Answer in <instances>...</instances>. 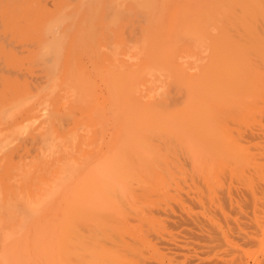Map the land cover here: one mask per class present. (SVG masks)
<instances>
[{
  "label": "bare ground",
  "instance_id": "1",
  "mask_svg": "<svg viewBox=\"0 0 264 264\" xmlns=\"http://www.w3.org/2000/svg\"><path fill=\"white\" fill-rule=\"evenodd\" d=\"M47 1L0 8L1 264H166V205L170 264H264V0Z\"/></svg>",
  "mask_w": 264,
  "mask_h": 264
},
{
  "label": "rangeland",
  "instance_id": "2",
  "mask_svg": "<svg viewBox=\"0 0 264 264\" xmlns=\"http://www.w3.org/2000/svg\"><path fill=\"white\" fill-rule=\"evenodd\" d=\"M4 1H5V0H4ZM4 1L2 0V3H3ZM15 1H16V0L11 1V5L9 4V5H10V6H9L10 8L7 6V5H8V2L10 3L9 0H8V2L5 1V2H7V3H5L6 5H3V4L0 3V5H1L0 8H2V7H4L5 9L7 8L6 10H4V8H3L4 11H3L2 13H5L6 11L10 10L11 8L13 9L12 11H18V10H16L17 8H15V7H16L17 4H20V2H21V4H20V8L22 7V5H23V6H26V8L29 7L28 9H26V10L28 11V10L33 9V8L35 7V4H40V5L44 4V5H45V1H46V0H44L43 3H42L43 0H35V1L32 0V1L34 2V5H33L34 7L31 8V9H30V7H31L32 5H30V6H28V5H29L32 1L30 2L29 0H28V1L25 0V1H24L25 4L22 2L23 0H19V1L17 0V1L19 2V3L16 2L17 4L15 3ZM0 2H1V0H0ZM12 2H14L16 5H15L14 3H12ZM27 2H30V3H27ZM33 2H32L31 4H33ZM36 2H38V3H36ZM52 2H53V0H48L46 3H47L48 6H51ZM22 3H23V4H22ZM12 4H13L15 7H12ZM6 6H7V7H6ZM18 6H19V5H18ZM18 6H17V7H18ZM14 8H15V10H14ZM35 9H36V8H35ZM19 10H20V9H19ZM21 10H23V8H21ZM21 10H20L19 12H21ZM26 10H25V8H24V10H23L22 12H25ZM1 11H2V9H1ZM12 11H10V12H12ZM27 11H26V12H27ZM8 12H9V11H8ZM8 12H7V13H8ZM0 13H1V12H0ZM2 13H1V14H2ZM159 208H160V207H159ZM162 208H163V210H164V209H165V206H164V207L162 206ZM167 208H169V210H170V206H167V205H166V209L164 210L165 212H164L162 209H161L162 212H160L161 210L158 209V211H157V213H156V214H157V225H158V227L156 226V228H158V229H156V236H158V234L161 235V239H162V240L159 241V239H160L159 237H160V236L157 237V238H159V239H157V238L155 239L156 241H158V242H157V245H158V247H159V248L157 247L158 250H159V249L162 250L158 257H159V259H160V258H164L163 263H166V264H168V263L170 262L169 260H170V258H171L170 251H172V247H171L170 245H171V243L173 242V239H172V238H173V236H172V233H173V232H172V231H174V229H172V225H171L170 222H169V221L171 220V218H169L170 213H169V211L167 210ZM166 210L168 211V213H166V212H167ZM161 215H164V218L161 217ZM165 215H166V217H165ZM168 215H169V216H168ZM158 216H159L160 219H158ZM167 216H168V217H167ZM167 218H169L170 220L167 219ZM162 219H165V222H164L163 224H161V223H160V224H161L162 226L164 225V227H161V226H160V227H161L160 229H161V230L163 229V230H162V231L160 230L161 232L158 233L157 231L159 230V220H160V222H161ZM162 221H164V220H162ZM171 232H172V233H171ZM159 244H160V245H159ZM170 247H171V248H170ZM170 249H171V250H170ZM158 253H159V252H158ZM161 254H162V255H161ZM161 256H163V257H161ZM158 257H157V259H158ZM159 259H158V261L161 260V259H160V260H159ZM0 264H1V261H0ZM169 264H170V263H169Z\"/></svg>",
  "mask_w": 264,
  "mask_h": 264
}]
</instances>
